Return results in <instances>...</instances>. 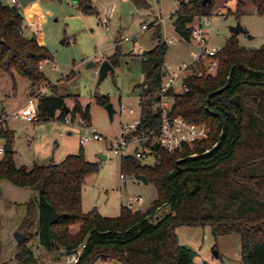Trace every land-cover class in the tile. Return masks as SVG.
<instances>
[{"label":"trees","instance_id":"obj_1","mask_svg":"<svg viewBox=\"0 0 264 264\" xmlns=\"http://www.w3.org/2000/svg\"><path fill=\"white\" fill-rule=\"evenodd\" d=\"M148 7L146 0H131ZM180 1L173 14V28L185 42H191L197 17L213 13L215 2ZM264 16V0H249ZM246 2L238 0V16ZM85 14L95 11L92 1L79 0ZM25 16L19 6L10 7L0 0V71L20 76L32 84L38 99L37 123L77 118L91 125L90 107L76 98L73 108L65 110L66 97L56 87L43 95L50 84L43 73V63L53 59L36 36L23 34ZM158 46L142 55L147 100L159 102L141 112L139 131L150 135L153 148L163 128L160 94L165 73V47L161 25H157ZM246 32V31H245ZM120 46L108 59L119 66ZM216 75L191 74L184 78L189 91L168 96L174 102L167 118H183L189 124L207 125L209 138L174 153L159 148L157 162L146 165L135 156L121 159L124 176H145L158 197L147 210L122 206L116 218L101 215L98 208L85 213L82 193L88 176L98 174V163L86 160L83 148L78 155H68L62 163L18 167L14 159V134L2 130L6 140L0 159V180L36 192L27 204V213L19 227L15 264H41L32 243L60 258L83 248L76 264H95L98 260H116L122 264H195V253L182 246L176 229L182 226H210L215 237L240 234L242 264H264V45L259 49L240 46L233 35L216 55ZM107 106L110 99L99 98ZM157 106V107H156ZM0 198L2 192L0 190ZM170 207L163 217L158 213ZM79 226L74 232L73 227Z\"/></svg>","mask_w":264,"mask_h":264},{"label":"rangeland","instance_id":"obj_2","mask_svg":"<svg viewBox=\"0 0 264 264\" xmlns=\"http://www.w3.org/2000/svg\"><path fill=\"white\" fill-rule=\"evenodd\" d=\"M90 1L95 8L91 14L81 11L79 0H34L22 11L25 16L23 34L36 36L53 55L51 61L42 64L50 84L40 92L51 94L55 86L58 94L66 97L70 110L77 98L84 107H90L91 125L80 118L67 124L66 120L58 118L59 114L53 120L40 123L11 118L14 112H21L28 105L33 98V88L31 82L16 71H0V132H13L14 159L18 167L60 164L68 155H78L83 148L86 160L100 167L98 174L85 180L83 211L87 213L96 207L101 215L116 218L122 206L134 204L133 210L144 211L158 197L153 184L145 185L135 176L122 177L124 155H116L110 147V140L118 138L140 118L147 102L142 55L159 44L155 36L157 20L161 21L162 41L168 46L164 68L169 67L172 72L179 71L183 64H197L205 47L222 49L233 36L231 30L238 26L246 31L236 35L241 47L261 48L264 16L257 13L249 0H244L246 5L240 17L238 0H214L212 15L197 17L192 24L194 30H201L202 34L193 36L189 43L177 35L172 25L179 0H146L148 7H139L131 0ZM117 45L122 50L119 66L114 74L110 72L98 84L97 71L101 63L115 53ZM90 64L94 66L89 67ZM103 97L110 99L113 117L107 106L98 104V99ZM86 127L95 129L103 140L92 139L81 145ZM5 143L0 137V146L4 147ZM135 149L136 145H132L128 152L134 153ZM156 162L155 153L142 160L146 165ZM0 190V264H15L19 246L16 233L26 217L27 204L36 192L8 180H0ZM138 198L142 201L137 202ZM167 209L160 211L159 216L163 217ZM176 235L182 246L195 253V264H242L240 234L215 237L210 226H182L176 229ZM31 245L35 254H40L41 264H64L65 257L44 249L38 252L36 241ZM95 264L122 263L100 259Z\"/></svg>","mask_w":264,"mask_h":264},{"label":"built area","instance_id":"obj_3","mask_svg":"<svg viewBox=\"0 0 264 264\" xmlns=\"http://www.w3.org/2000/svg\"><path fill=\"white\" fill-rule=\"evenodd\" d=\"M1 1L7 6H19L23 9L19 0ZM180 1L181 0H179V2ZM201 34V30H194L193 36H201ZM219 51L220 50L217 48L209 49L208 47H205L199 55L197 64H183L179 71L171 72L169 67L165 69V80L160 94L161 103L158 104L162 108V114L164 117L162 131L160 135L156 137V143L159 144V148H163L168 152L174 153L182 150L184 147H193L196 143L205 141L209 138L210 129L207 125L199 126L196 124H189L183 118H167V114L174 102L173 97L168 96L167 94L170 90H173L176 93L188 92L189 89L184 82V78L188 75H216L219 68V60L216 58V55ZM42 68L43 66H41V69ZM97 74H99V71H97ZM131 113H133V111H131ZM11 118L36 123L39 118L38 99L32 98L29 100L28 105L21 112H14L11 115ZM73 122L74 121L70 117L66 119L67 124H72ZM140 124L141 119L139 118L134 123H131L128 127H126L118 138L110 140V147L116 155H124L123 157L132 155L138 160H143L149 154L155 153L154 149L149 146L151 140L150 135L139 131ZM83 130L84 135L80 139L81 145H84L92 139L96 141L103 140V137L95 129L86 127ZM132 145H136V149L134 153H129L128 149ZM3 154L4 147L0 146V155ZM122 177L125 176L122 175ZM141 201V198L137 199V202ZM127 206L133 210L134 204H128ZM159 217L160 216L158 215L156 216V218ZM82 250L83 248H81L76 254L65 257L64 264H76L79 261V256L81 255Z\"/></svg>","mask_w":264,"mask_h":264},{"label":"water","instance_id":"obj_4","mask_svg":"<svg viewBox=\"0 0 264 264\" xmlns=\"http://www.w3.org/2000/svg\"><path fill=\"white\" fill-rule=\"evenodd\" d=\"M34 0H19L20 2V5L23 9L27 8ZM210 4L212 3V0H205L204 1V4ZM232 34L233 35H239L243 32H245V29H243L241 26H238L236 28H233L232 30ZM168 50V46L165 47V52ZM94 65L93 64H90L89 67H93ZM115 73V68L111 65V63L106 60V61H103L101 63V66H100V69H99V83L98 84H101L105 78L108 76L109 73ZM164 76H165V73H164ZM159 102V97H155L153 99H149L147 100V105L148 106H152V104L154 103H158ZM65 110L66 112L68 113L70 111V109L66 106L65 107ZM107 110L109 111V114L111 117H113V114H114V109L112 107V105H107ZM153 149L155 152H157L159 150V144L158 143H155L153 145ZM137 180L143 182L145 185H148L149 184V181L148 179L143 176V175H136L135 176ZM170 207H168L167 211L166 212H169L170 211ZM160 212L158 213V216H159ZM162 214V213H161ZM22 238H23V235L22 233L18 232L16 233V239L17 241L20 243L22 241ZM216 256H218V253H216Z\"/></svg>","mask_w":264,"mask_h":264},{"label":"crops","instance_id":"obj_5","mask_svg":"<svg viewBox=\"0 0 264 264\" xmlns=\"http://www.w3.org/2000/svg\"><path fill=\"white\" fill-rule=\"evenodd\" d=\"M160 20H157V22L156 23H159L160 24ZM40 42V41H39ZM41 43V42H40ZM42 44V43H41ZM117 46H119V45H117ZM117 48V47H116ZM79 229V226H76V227H73V231L74 232H76L77 230ZM37 249H38V252H40L41 250H42V248H40V247H37ZM36 253V252H35ZM40 255V254H39ZM39 255H37L36 254V256L39 258Z\"/></svg>","mask_w":264,"mask_h":264}]
</instances>
